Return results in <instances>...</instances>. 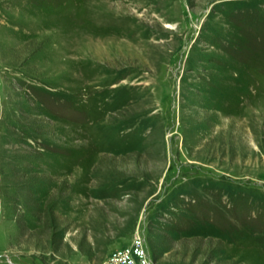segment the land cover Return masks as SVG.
I'll list each match as a JSON object with an SVG mask.
<instances>
[{
	"label": "rangeland",
	"instance_id": "obj_1",
	"mask_svg": "<svg viewBox=\"0 0 264 264\" xmlns=\"http://www.w3.org/2000/svg\"><path fill=\"white\" fill-rule=\"evenodd\" d=\"M139 235L264 264V0H0V264Z\"/></svg>",
	"mask_w": 264,
	"mask_h": 264
},
{
	"label": "built area",
	"instance_id": "obj_2",
	"mask_svg": "<svg viewBox=\"0 0 264 264\" xmlns=\"http://www.w3.org/2000/svg\"><path fill=\"white\" fill-rule=\"evenodd\" d=\"M137 256L140 259V263L136 262V259L130 257V255H123L122 253H115L111 257V264H151L149 255L147 254L142 237H138L137 240ZM123 255V257H121Z\"/></svg>",
	"mask_w": 264,
	"mask_h": 264
}]
</instances>
